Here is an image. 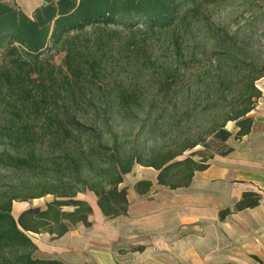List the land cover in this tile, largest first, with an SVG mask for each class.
Wrapping results in <instances>:
<instances>
[{"label": "trees", "instance_id": "1", "mask_svg": "<svg viewBox=\"0 0 264 264\" xmlns=\"http://www.w3.org/2000/svg\"><path fill=\"white\" fill-rule=\"evenodd\" d=\"M220 1L43 0L27 15L14 0H0V264H62L34 258L28 233L59 237L89 226L91 207L78 193H93L106 217L126 215L119 185L135 164L157 171L159 185L187 187L214 154L227 152V122L235 123V138L249 133L264 61L237 58L246 49L210 16ZM149 70L150 82L139 81ZM226 80L238 86L236 95L230 85L214 89ZM202 92L213 95L197 100ZM227 94L229 109L222 107ZM138 111L145 133L188 119L197 125L170 144L126 149L113 127ZM210 136L222 150L210 151ZM150 186L139 181L135 190ZM48 195L44 209L12 217L14 202ZM258 203L259 195L245 192L233 210Z\"/></svg>", "mask_w": 264, "mask_h": 264}, {"label": "crops", "instance_id": "2", "mask_svg": "<svg viewBox=\"0 0 264 264\" xmlns=\"http://www.w3.org/2000/svg\"><path fill=\"white\" fill-rule=\"evenodd\" d=\"M15 3L31 15L43 0ZM261 79V96L249 113V133L235 138V127L225 141L227 152L214 154L208 167L195 172L187 187L159 185L157 171L134 165L119 185L126 189V215L106 217L93 193H78L75 199L91 207L90 225L78 223L59 237L29 232L36 246L33 257L62 264H264V77ZM139 181H149L150 188L138 193L135 184ZM245 192L259 195L258 205L234 211ZM51 200L25 207L17 215L30 207L44 209ZM224 209L231 213L220 219Z\"/></svg>", "mask_w": 264, "mask_h": 264}, {"label": "rangeland", "instance_id": "3", "mask_svg": "<svg viewBox=\"0 0 264 264\" xmlns=\"http://www.w3.org/2000/svg\"><path fill=\"white\" fill-rule=\"evenodd\" d=\"M19 1V0H18ZM15 3V0H14ZM16 4V3H15ZM211 19L219 25L221 28L231 35L235 42L246 49L245 54L240 53L237 55L239 60H249L252 58L256 62L263 63L264 61V0H221L220 4L213 5L210 10ZM160 52H157L159 54ZM63 54L59 53L56 54L53 58L55 64H61ZM250 57V58H249ZM128 77H132L133 68L130 69L128 72ZM126 74V75H127ZM140 78L138 79L142 83L150 82V70L149 71H142ZM236 79V78H235ZM237 80V79H236ZM235 80V81H236ZM263 79L256 81V86L261 87ZM231 86L232 94L236 95L238 92V86H235L234 82H229L226 80L222 85L214 86V89L218 87H227ZM212 96L213 93L209 92H202L195 97L197 100L206 99L208 96ZM232 96L227 94V101L223 102L222 107L228 108V103ZM196 102V101H193ZM1 109V108H0ZM138 118H135L136 115H131L124 120L123 122L119 123V126L114 125L113 131L115 133L122 134L125 138V148L126 149H133L136 146H145L147 148H156L163 146L165 144H170L171 141L182 133H185L189 130H194L195 126L197 125V121L194 119H188L182 122L181 127L171 126L168 123L160 124L158 128L152 130L150 132H146L140 128V122L138 121L139 118L143 116L141 111L137 112ZM213 111H209L206 118L207 120L212 121V116H214ZM196 113L192 114V118H195ZM224 117V116H223ZM218 120H222L221 117ZM234 122H227L225 129L227 131L233 132L235 128ZM207 145L210 151L213 153L218 152L223 149L222 142L218 136L212 138L211 136L207 138ZM196 149H202V146L196 147ZM189 153L185 152L184 155ZM183 155V156H184ZM138 167V164H135ZM48 199L51 200L52 196L48 195L43 198H39L36 200H31L28 202H15L16 205L11 212V215L14 219H17V213L21 209L29 206H42L44 204V200ZM30 237V236H29ZM31 239V238H30Z\"/></svg>", "mask_w": 264, "mask_h": 264}]
</instances>
